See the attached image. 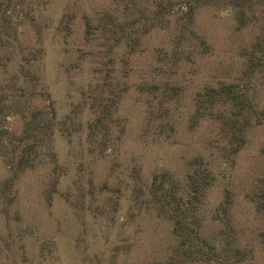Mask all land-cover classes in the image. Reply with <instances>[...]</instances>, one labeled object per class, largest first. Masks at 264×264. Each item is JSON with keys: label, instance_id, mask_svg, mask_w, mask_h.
Wrapping results in <instances>:
<instances>
[{"label": "rangeland", "instance_id": "1", "mask_svg": "<svg viewBox=\"0 0 264 264\" xmlns=\"http://www.w3.org/2000/svg\"><path fill=\"white\" fill-rule=\"evenodd\" d=\"M157 1L35 0L43 11L21 26L19 38L26 52L42 49L26 87L30 108L53 114L52 156L18 174L11 187L0 159V264H217L206 254L185 258L172 222L157 215L147 195L154 175L184 183L205 168L213 180L202 206L203 241L225 227L215 217L228 191L229 229L246 253L240 264H264V212L257 207L264 193V72L244 82L239 58L257 30L238 29L232 9L204 6L195 17L196 43L204 44L170 66L157 52L163 32L146 34L136 50L129 46L147 30V11ZM22 8H15V23ZM19 66L12 63L8 73ZM221 83L250 89L262 104L235 154L208 101L194 117L197 99L215 95ZM5 121L15 143L24 121ZM197 157L210 167L192 165Z\"/></svg>", "mask_w": 264, "mask_h": 264}, {"label": "trees", "instance_id": "2", "mask_svg": "<svg viewBox=\"0 0 264 264\" xmlns=\"http://www.w3.org/2000/svg\"><path fill=\"white\" fill-rule=\"evenodd\" d=\"M18 5L23 8L18 23H15L14 12ZM208 5L232 9L238 29L253 27L257 30L253 41L242 48L239 58L242 60L244 82L262 74L264 1L261 0H159L147 11V30L140 33L135 42L129 41V46H135L136 50L143 36L163 32L166 38L157 51L162 57L161 61L166 60L170 66L181 65L193 55L191 47L199 45V42L204 44L201 41L196 43L198 36L195 17L200 8ZM42 11L43 7L35 0H0V159L5 161L10 173L8 181L4 183L6 187H11L17 175L25 169H33L43 156H52L49 140L53 114L51 118H47L42 111L30 108L31 92L26 87L27 79L35 76L34 68L42 57V49L36 46L32 53L26 52L19 38L21 26L29 22L36 23ZM90 28L87 23V34ZM62 29L68 32L69 24L64 23ZM36 30L37 42L40 44L42 28L37 26ZM17 61L20 68L8 73L9 67ZM236 86L232 83H221L215 95L209 94V91L206 100L197 99L194 112L195 118L203 115L202 108L205 109L207 105L212 112H217L223 138L232 146L234 154L247 143L248 133L255 126V110L262 109V104L253 102L250 89L237 90ZM210 90L212 91L211 88ZM219 107L224 108L226 113L224 110L218 112ZM14 115H20L24 121L15 143L5 126V120ZM42 149L46 152L42 153ZM192 165L210 167L203 164L201 157L195 158ZM212 173L208 168L195 170L187 176L184 183H175L168 173H163L160 178L154 175L147 195L156 208L157 215L172 222L173 234L179 239V247L182 248L185 258L190 261L203 260L202 256L206 254V260H213L217 264H240L245 260L246 253L236 245L235 237L229 229L233 199L228 191H225L215 217L225 227L220 229L217 238L208 245L202 238V206L205 193L212 185ZM213 176L215 177L214 174ZM258 198L257 207L264 212V193Z\"/></svg>", "mask_w": 264, "mask_h": 264}]
</instances>
